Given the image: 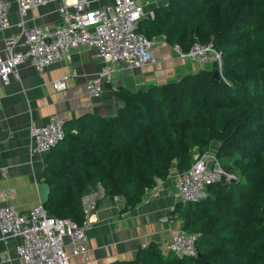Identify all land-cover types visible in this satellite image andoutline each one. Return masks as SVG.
<instances>
[{
    "label": "trees",
    "instance_id": "16d2710c",
    "mask_svg": "<svg viewBox=\"0 0 264 264\" xmlns=\"http://www.w3.org/2000/svg\"><path fill=\"white\" fill-rule=\"evenodd\" d=\"M138 31L182 52L211 42L220 76L212 80L216 69L207 66L145 90L119 88L113 115L64 121L40 173L43 208L80 225V199L99 186L123 201L125 213L171 168L188 170L193 150L201 155L216 143L220 166L235 180L222 179L204 199L176 202L171 212L196 235L195 255L176 258L149 243L133 259L109 264H264V0H167Z\"/></svg>",
    "mask_w": 264,
    "mask_h": 264
},
{
    "label": "crops",
    "instance_id": "0c3cea01",
    "mask_svg": "<svg viewBox=\"0 0 264 264\" xmlns=\"http://www.w3.org/2000/svg\"><path fill=\"white\" fill-rule=\"evenodd\" d=\"M6 1L9 5V28L0 33V49L6 38L19 33L17 24L20 21L24 29L52 28L59 23L57 8L60 2L26 10L23 16H19L15 0ZM87 1L90 8H96L112 0ZM135 1L143 6L141 20L149 18L154 8L167 3V0ZM92 54V50L79 47L68 51L64 60L44 68L41 76L31 66L23 64L17 68L15 76H10L6 82L0 80V207L13 206L21 214H26L39 203L38 185L44 184L40 173L46 154H28L30 126H43L51 115H57L64 121L83 114L113 115L120 106L114 90H145L149 85L175 81L207 67L178 59L167 44L151 47L149 64L131 69L122 63L114 65L111 79L103 84L100 96L90 99L84 92V81L100 68ZM63 76L67 77L65 89L55 91L50 82ZM215 148L216 143H211L208 151L214 153ZM175 174L174 168H171L169 175L155 184V190L146 192L142 202L125 213H121V199L114 201L103 196L97 200L85 230L86 254L70 256L69 263L128 261L134 258L139 247L149 243L165 251L171 231L179 227L173 215L168 222L161 221V218L171 215L170 210L176 203L172 187ZM17 243L18 239L0 241V258H6L0 260V264H22L14 253ZM66 252L69 253L68 248Z\"/></svg>",
    "mask_w": 264,
    "mask_h": 264
},
{
    "label": "built area",
    "instance_id": "2783aa9c",
    "mask_svg": "<svg viewBox=\"0 0 264 264\" xmlns=\"http://www.w3.org/2000/svg\"><path fill=\"white\" fill-rule=\"evenodd\" d=\"M60 2L57 8L59 23L52 28H20L17 35L3 41L0 49V80L6 82L15 76L17 68L23 64L31 66L38 76L49 65L66 58V53L79 47L92 50L99 71L84 81V92L88 98H98L103 84L110 81L113 67L122 63L127 68H139L151 62L149 49L166 46L160 37L147 40L139 31V21L143 16V6L135 0H112L110 3L90 8L87 0H15L19 16L26 10ZM8 2L0 0V33L9 28ZM152 14H149V18ZM178 59L195 66H214L218 75L221 70V54L211 42L193 43L186 52L171 46ZM66 76L51 81L55 91L65 89ZM64 120L57 115L48 117L43 126L28 128V154H46L62 140ZM231 181L233 176L220 166L214 153L209 151L195 155L188 170L173 177V199L180 203L198 202L206 197L208 186L220 181ZM152 186L145 190H155ZM103 191L97 188L80 199L82 222L77 225L69 218L49 216L41 204L34 205L26 214H21L13 206L0 207V241L18 239L14 247L16 257L22 264H70V256H84L87 251L85 230L88 219L94 212L97 200ZM114 201L119 198L112 197ZM173 211V207L170 213ZM172 215L161 218L169 221ZM196 235L173 229L165 251L176 258L195 255ZM66 248L69 249L67 254ZM6 258L2 256L0 260Z\"/></svg>",
    "mask_w": 264,
    "mask_h": 264
},
{
    "label": "water",
    "instance_id": "95a60500",
    "mask_svg": "<svg viewBox=\"0 0 264 264\" xmlns=\"http://www.w3.org/2000/svg\"><path fill=\"white\" fill-rule=\"evenodd\" d=\"M218 77H219L218 72L215 71L212 74L211 79L212 80H217ZM232 181L233 180H231L230 182H232ZM38 188H39V204L43 205V203L46 201V197H47V194H48V188H47V186L45 184H39Z\"/></svg>",
    "mask_w": 264,
    "mask_h": 264
},
{
    "label": "rangeland",
    "instance_id": "374dc122",
    "mask_svg": "<svg viewBox=\"0 0 264 264\" xmlns=\"http://www.w3.org/2000/svg\"><path fill=\"white\" fill-rule=\"evenodd\" d=\"M195 155H196V152H195V150H193V151H192V155H191L192 158H193V156H195ZM231 175L233 176V178H234L233 181H234L235 178H236V177H235V174H234V173H231Z\"/></svg>",
    "mask_w": 264,
    "mask_h": 264
}]
</instances>
